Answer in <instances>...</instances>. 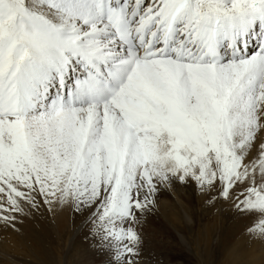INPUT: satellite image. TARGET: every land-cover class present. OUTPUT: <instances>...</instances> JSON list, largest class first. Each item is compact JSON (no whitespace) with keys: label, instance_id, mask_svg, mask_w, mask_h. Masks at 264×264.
I'll return each mask as SVG.
<instances>
[{"label":"snow or ice","instance_id":"6c2138e0","mask_svg":"<svg viewBox=\"0 0 264 264\" xmlns=\"http://www.w3.org/2000/svg\"><path fill=\"white\" fill-rule=\"evenodd\" d=\"M176 182L264 240V0H0V219L69 204L137 264Z\"/></svg>","mask_w":264,"mask_h":264},{"label":"rangeland","instance_id":"374dc122","mask_svg":"<svg viewBox=\"0 0 264 264\" xmlns=\"http://www.w3.org/2000/svg\"><path fill=\"white\" fill-rule=\"evenodd\" d=\"M183 186L187 191L183 190L182 195L190 197L188 202L183 198L180 204L190 215L175 210L178 218L173 222L168 212L163 216L160 213L157 204L164 200L153 202L136 226L142 237L141 255L135 258L137 264H264V240L249 237L245 230L247 218L240 216L233 206L220 210L214 200L200 202L194 183ZM41 198L36 197V212L26 206L22 215L11 213L16 216L12 223L0 219V244L9 249L5 253L6 247L0 245V264H107L109 258L98 253L86 237L81 214L69 204L63 206L58 202L57 206L63 207L57 213L54 204L50 207ZM222 198L217 196L218 203ZM18 231L22 240L13 237Z\"/></svg>","mask_w":264,"mask_h":264},{"label":"bare ground","instance_id":"6f19581e","mask_svg":"<svg viewBox=\"0 0 264 264\" xmlns=\"http://www.w3.org/2000/svg\"><path fill=\"white\" fill-rule=\"evenodd\" d=\"M192 183H194V182H192ZM195 184V183H194ZM184 184H181V183H179V182H176L175 184H173V185H171V186H169V185H167V184H163V185H159L158 186V190H157V192L153 195V197H152V199H153V202H156V204H157V202H158V200L161 198V199H163L164 200V202H162V203H159V204H157L158 206H159V208H160V213L162 214V216L164 215V214H166L167 212H168V216H170L172 219H173V222H174V220H175V218H178L177 217V215H176V213H175V210H178V211H180V212H185V214L187 213V210L186 209H184V207L180 204L182 201L181 200H184L185 198H187V199H185L187 202H188V198L190 197V196H185V195H182L183 194V192L184 191H187V189L186 190H184V186H183ZM196 185V184H195ZM184 190V191H183ZM197 192H199V201L201 202V201H205V200H207V199H211L209 196H207L204 192H202V191H200L199 189H198V191ZM191 195V194H190ZM184 198V199H183ZM222 198V197H221ZM42 199V198H41ZM220 199V198H219ZM223 199V201L222 202H220V203H218V201H217V197L215 198V199H211V200H214L213 202L214 203H216V205H217V208L218 209H223V208H228V207H230V206H232L231 204H232V198L230 197L229 199H224V198H222ZM43 200V199H42ZM23 203V202H22ZM218 203V204H217ZM42 204V203H41ZM54 204V206H55V208H56V211H57V213L58 212H60L61 211V209H62V207L64 206V203H63V206H57V203H53ZM52 204V205H53ZM43 205V204H42ZM41 205V206H42ZM45 206V205H44ZM47 206V205H46ZM50 207H51V205H49ZM49 207V208H50ZM204 206H202V208H203ZM25 208H26V206H25ZM37 208V207H36ZM44 208H46V207H44ZM61 208V209H60ZM32 209H34V208H32ZM37 210V209H36ZM36 210L34 209V211L36 212ZM39 210H40V208H39ZM48 210V209H47ZM55 210V209H54ZM33 211V212H34ZM49 211V210H48ZM229 211H230V209H229ZM42 212V211H41ZM25 213V212H24ZM24 213H19V215H22V214H24ZM57 213H55L56 215V218H58V214ZM216 213L217 214H219V210L218 211H216ZM188 214V213H187ZM186 214V215H187ZM225 214V213H224ZM36 215H38V213L36 214ZM48 215V214H47ZM188 215H190V214H188ZM185 217V216H184ZM59 219V218H58ZM219 219V218H218ZM57 220V219H56ZM220 220V219H219ZM187 222H189V221H187ZM0 223H2V222H0ZM8 223V222H7ZM11 223H12V221H11ZM190 223V222H189ZM189 223H187V224H189ZM26 224V223H25ZM24 224V225H25ZM34 224V223H33ZM12 225V224H11ZM4 226V225H3ZM14 226V225H13ZM26 226V225H25ZM1 227V226H0ZM5 227L6 226H4V228L3 229H5ZM7 230H8V228H7ZM6 230V231H7ZM9 230H10V228H9ZM13 230V229H12ZM4 231V230H3ZM4 233V232H3ZM6 233V232H5ZM9 233V232H8ZM13 233V232H12ZM11 235V234H10ZM34 235H35V233H34ZM8 237V236H7ZM10 237H12V236H10ZM13 237L14 238H18V237H21V233L18 231L17 233H13ZM40 238V237H39ZM16 240V239H15ZM19 240V239H18ZM21 240H22V237H21ZM40 240V239H39ZM4 241H6V240H4ZM17 241V240H16ZM20 241V240H19ZM257 242H258V240H257ZM29 243V242H28ZM7 244V243H6ZM5 244V245H6ZM13 244V243H12ZM260 244V243H259ZM1 245V244H0ZM18 245V244H17ZM1 246H3V247H6V250H4L5 251V253H7V246H4V243H3V245H1ZM11 247H12V245H11ZM37 248V247H36ZM5 249V248H4ZM9 250V249H8ZM1 251V250H0ZM9 252H11V251H9ZM12 253V252H11ZM34 253V252H33ZM257 254V253H256ZM2 255H4V253H2ZM14 255V254H13ZM264 256V255H263ZM6 257V256H5ZM12 258V257H11ZM12 259H14V258H12ZM8 261V260H7ZM9 262V261H8ZM7 262V263H8Z\"/></svg>","mask_w":264,"mask_h":264}]
</instances>
